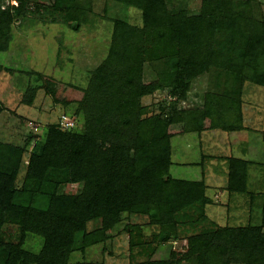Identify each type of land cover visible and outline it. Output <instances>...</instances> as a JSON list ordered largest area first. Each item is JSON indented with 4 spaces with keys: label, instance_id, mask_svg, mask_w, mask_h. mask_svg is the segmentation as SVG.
<instances>
[{
    "label": "trees",
    "instance_id": "obj_1",
    "mask_svg": "<svg viewBox=\"0 0 264 264\" xmlns=\"http://www.w3.org/2000/svg\"><path fill=\"white\" fill-rule=\"evenodd\" d=\"M46 1L15 0L0 9V53L12 41L15 21L27 16L73 30L88 21L91 8L81 0ZM107 1L136 9L141 23L109 18L108 51L86 88L37 74L41 83L22 101L31 105L35 90L42 89L53 104L76 103L82 131L62 130L55 122L25 147L0 143V264H68L76 244L83 251L107 242L124 216L133 215L147 216L156 231L146 236L142 226L124 225L128 264H264V192L259 224L222 227L205 215L211 199L204 181L170 173L174 137L244 128V88H264V17L256 11L261 3L200 0L192 12L187 0L177 8L170 7L172 0ZM146 64L155 75L145 80ZM4 69L0 64V72ZM210 71L216 87L200 105L179 109L192 81ZM166 90L158 111L149 114L143 98ZM25 150L29 155L17 185ZM226 161V190L247 193L250 161ZM65 184H79V191L61 193ZM6 225L19 229L17 242L3 241ZM27 234L42 238L39 252L22 248ZM183 238V252L175 253L171 244Z\"/></svg>",
    "mask_w": 264,
    "mask_h": 264
},
{
    "label": "rangeland",
    "instance_id": "obj_2",
    "mask_svg": "<svg viewBox=\"0 0 264 264\" xmlns=\"http://www.w3.org/2000/svg\"><path fill=\"white\" fill-rule=\"evenodd\" d=\"M258 1L261 6L256 11H260L264 17V0ZM179 2L181 0H172L170 7L177 8ZM81 3L89 5L91 11L87 12L88 21L78 30H73L60 21H51L50 18L46 23L36 16L15 21L12 41L8 49L0 53V64L5 68L0 76V96L6 97L4 102L9 108L5 116H0V127L6 130L0 133V143L6 141L14 146L25 147L30 137L33 140L37 139L38 134L43 137L46 126L57 122L61 115L73 120L74 127L82 131L84 119L81 113L76 114V103L66 108L53 104L42 89L35 90L31 105L22 103L25 95L26 99L30 96L27 90L41 83L35 75L40 74L86 88L91 72L100 65L108 51L111 32L109 18L126 19L136 25L141 21L139 11L119 6L112 1L81 0ZM199 6L200 0H187L190 11L198 10ZM143 73L145 80L155 75V71L147 64L144 65ZM214 82L211 71L196 78L192 81L187 96L178 101L177 107L185 109L200 105L204 94L216 87ZM166 92L167 90L157 92L143 98L142 102L148 106L149 114L158 111V103L165 99ZM9 93L12 94L8 95ZM166 99L170 97L167 96ZM242 100L244 128L238 131L210 129L201 133L191 132L171 140V175L178 179L204 181L206 195L211 199V203L205 207V215L209 222L222 227L259 224L261 220L264 192V88L246 85ZM0 105L2 106L1 103ZM4 109L2 106V111ZM35 126L36 131L33 129ZM31 145L32 142L29 147ZM28 155L29 151L25 150L17 185L22 182ZM229 157L250 161L245 194L228 193L226 190V159ZM79 188V184H65L60 192L75 194ZM128 223L142 226L140 230L146 236L156 231V228L149 225L147 216H124L123 221L112 230V237L107 242L86 247L83 251L79 243L76 244L68 264H128L129 236L124 229V225ZM95 226L97 221L90 222L87 229L92 230ZM18 230L15 225H6L3 228V241L17 242ZM184 238L171 244L175 253L183 252V247L186 246ZM42 242L38 235L27 234L22 248L37 253ZM132 259L142 260L140 257Z\"/></svg>",
    "mask_w": 264,
    "mask_h": 264
},
{
    "label": "built area",
    "instance_id": "obj_3",
    "mask_svg": "<svg viewBox=\"0 0 264 264\" xmlns=\"http://www.w3.org/2000/svg\"><path fill=\"white\" fill-rule=\"evenodd\" d=\"M16 4L15 0H2L0 2V9L3 10L7 5H13ZM58 125L62 130L70 129L74 127V121L67 118L65 115H61L58 119ZM34 131L37 130V127L35 126Z\"/></svg>",
    "mask_w": 264,
    "mask_h": 264
},
{
    "label": "crops",
    "instance_id": "obj_4",
    "mask_svg": "<svg viewBox=\"0 0 264 264\" xmlns=\"http://www.w3.org/2000/svg\"><path fill=\"white\" fill-rule=\"evenodd\" d=\"M4 70H5V69H4ZM4 70H2L3 72H2V71L0 72V76L3 75ZM6 89H7V88H6ZM10 94H12V93H9L8 95H10ZM4 98H6V97H4V96H0V103L2 104L3 107H5V109L0 113V116H5V114L8 113V111H9V108L5 105ZM5 121H8V120L5 119ZM0 129H1V130H0V133H1V134H2L3 131L6 132V130H4L3 127H0ZM8 134H9V135H10V134L12 135V133H8ZM4 135L8 137L7 133H5ZM3 142H4V143H7V144H10L9 142H6V141H3Z\"/></svg>",
    "mask_w": 264,
    "mask_h": 264
}]
</instances>
